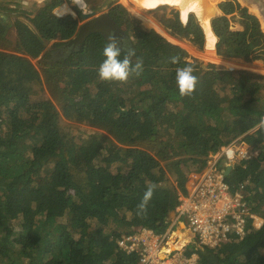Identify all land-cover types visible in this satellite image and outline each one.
<instances>
[{"label":"trees","instance_id":"1","mask_svg":"<svg viewBox=\"0 0 264 264\" xmlns=\"http://www.w3.org/2000/svg\"><path fill=\"white\" fill-rule=\"evenodd\" d=\"M15 2L0 0L1 18L16 16L5 27L0 22V264H140L136 253L120 247L124 234L136 225L166 233L171 224L165 220L179 206L170 184L186 194L189 175L204 157L245 136L240 144L251 141L254 131L259 157L246 169L235 166L228 181L263 225L251 220L244 240L226 253L229 264H264V137L256 141L264 134V76L204 68L124 6L105 0L143 72L126 83L102 81L98 69L108 42L99 32L83 35L75 51L55 55L78 38L79 8V21H59L52 11L65 0L32 1L30 8H13ZM166 9L154 11L161 12L166 33L204 50L198 17L184 23L177 11L167 18ZM219 10L211 22L218 57L263 61L251 56L263 47L252 21L233 3ZM232 15L238 18L233 28ZM177 55L181 62L172 64ZM185 64L199 78L190 97H182L176 83ZM150 185L156 187L147 212L138 214ZM192 252L199 264L220 260L213 249Z\"/></svg>","mask_w":264,"mask_h":264},{"label":"built area","instance_id":"2","mask_svg":"<svg viewBox=\"0 0 264 264\" xmlns=\"http://www.w3.org/2000/svg\"><path fill=\"white\" fill-rule=\"evenodd\" d=\"M252 157L233 144L223 147L217 155L204 157L202 165L189 177L190 190L177 194V220L170 229L159 235L136 225L124 234L120 247L129 255L136 253L140 264H199V255L190 253L199 247L217 251L218 264H229L227 247L244 240L251 220L260 228V219L251 203L246 202L242 193L233 191L226 173L232 168L231 174L235 166ZM185 221L188 225L183 224ZM184 228L189 230L192 242L174 253H164L168 242Z\"/></svg>","mask_w":264,"mask_h":264},{"label":"bare ground","instance_id":"3","mask_svg":"<svg viewBox=\"0 0 264 264\" xmlns=\"http://www.w3.org/2000/svg\"><path fill=\"white\" fill-rule=\"evenodd\" d=\"M120 1L124 2L123 4H125L127 6L129 5L125 0H120ZM129 1L133 5L136 6L135 8L130 6V8L139 16L141 15L139 13V8H142L145 11H152V10H155L159 7H164V6H168V7H172L174 9H176L180 13L181 17L183 15L182 8L175 4V0H129ZM189 2H190V0H184L183 7H187ZM262 2L264 3V0H252V2L250 4H246V3L242 2V0H216L215 4L218 3V5H219V3H221V4L233 3L238 8V10L241 11V14H243L242 15L243 17L250 19L252 21L253 26H254V34L261 37L262 39H264V6H263L264 4ZM209 3L212 4V0H199L197 12H189L186 15H183V18L186 22H188L189 16L191 14H194L198 17L200 24H201L202 28L204 29L206 40H207V45L205 48H207V52L209 54L208 58H209V56L211 57L214 55L215 50H216V44H217V38L215 37V35L213 33L211 22L208 19V14L211 16V13L209 10L210 9L214 10V8L212 6H211V8L207 7V4H209ZM58 13H59L58 18H64L68 14L75 15L73 10H71L66 5L61 7L59 9ZM218 16H221V15H218ZM215 17H217V16H215ZM144 18L147 22L148 27H151V28L156 27L160 31H162L161 30L162 28L159 25H157L155 22H153L152 20H150L149 18H147L145 16H144ZM63 20H65V19H61L59 21H63ZM51 44L53 45V43H51ZM191 51H193V50L191 49ZM258 54H260L261 57H264V47H262V49L254 50L251 53V56H256ZM58 55H60V52H59V54H57V56ZM219 61L224 63L230 69L240 68V67L245 66V64L248 65V63L240 61V60H232V61H226L225 60L224 61V60L219 59ZM256 61H258V60H255L253 62H256ZM251 63H252V61H251ZM251 69L247 68V69H243L241 71L250 70L249 72L253 71V73L254 72L256 73L258 71L259 73L264 74V66L258 65L257 63H252ZM229 71H233V70H229ZM252 158H254V157H252ZM251 159L245 161L243 164H241L239 166L243 169H246L248 166V163ZM231 176H234V171L231 174H228V178ZM192 240H193V238L190 235L189 230L185 229V228L181 229L168 242L167 246L164 248V253H166V254L174 253L175 251L180 250L181 248L186 246L189 242H192Z\"/></svg>","mask_w":264,"mask_h":264},{"label":"clouds","instance_id":"4","mask_svg":"<svg viewBox=\"0 0 264 264\" xmlns=\"http://www.w3.org/2000/svg\"><path fill=\"white\" fill-rule=\"evenodd\" d=\"M72 2L75 3L82 12L85 10L86 5L84 3H81V0H72ZM117 2L113 3L116 4ZM198 3L199 0H190L187 7H183L184 0H175V4L182 8L183 15H186L189 12H197ZM82 26L83 25H81L80 28ZM107 39L108 43L103 49V56L105 57V59L99 65L98 69L99 78L102 81H117L126 83L133 74H135L136 76H140L143 72V61L137 56L136 50L134 48L127 47V45H124V40L121 37L109 35ZM128 40L130 39L128 38ZM129 43L132 44L131 41H129ZM64 48L65 47L59 49L55 55L59 54V51H63ZM60 55H62L61 52ZM170 62L172 64H179L181 62V58L178 55L173 56L171 57ZM195 71L196 69L194 68V66L190 64H185L183 67L177 68L176 83L179 89V94L182 97H190L195 93L197 85L199 83L198 76L194 74ZM155 187V185H150L145 191L141 203L137 206L138 214L147 212V205L154 195Z\"/></svg>","mask_w":264,"mask_h":264},{"label":"rangeland","instance_id":"5","mask_svg":"<svg viewBox=\"0 0 264 264\" xmlns=\"http://www.w3.org/2000/svg\"><path fill=\"white\" fill-rule=\"evenodd\" d=\"M9 1H11V0H9ZM32 1H36V2H38L39 4H41L44 0H23V3H22V5H21V1L20 0H16V2H15V4L14 5H12V7L13 6H15V8H21L22 6H24V7H28V8H30V4H31V2ZM89 1H91L92 3H93V5L94 6H96L98 9H96V10H93L92 8H90L89 6H87V4H86V0H81V3H84L85 5H86V7H85V10L83 11L84 13H89V12H92V11H98V13H100V14H103V13H107L108 11H109V9H110V7L108 6V3H113L112 1L113 0H109V2L107 3V4H105V0L103 1V3L101 4V1L102 0H89ZM129 5L127 6V5H125V4H123L124 2H122V1H118L115 5H122V6H124L125 8H127V10L129 11V12H131V13H133V14H135L136 16H138V18L140 17V18H142L141 20L144 22V25L146 26V27H148V25H147V22H146V20H145V18H144V16L145 17H147V18H149L150 20H152L153 22H155L157 25H159L162 29V31L163 32H165V34H167L166 33V31L164 30V28L159 24V22H160V17H161V12H158V13H154V11L156 10H152V11H145V10H143L142 8H139V13L141 14L140 16L139 15H137L131 8H130V6L131 7H136L135 5H133L129 0H125ZM73 2H72V0H65V2H63V3H61V4H59V5H57V6H55L54 7V9H53V11H52V15H53V17L56 19V20H61V19H65V20H71V21H79V17H78V14L75 12V8H79L78 6L77 7H72V4ZM101 4V6H99ZM114 4V3H113ZM215 2H212V4L211 3H209V4H207V7L209 8H211V6L214 8V11H215V15L216 16H218V15H221V11L219 10V5H218V3L217 4H215ZM220 4V3H219ZM64 5H66L67 7H69L71 10H73V12H74V14L75 15H70V14H68V15H66V17H64V18H58V11H59V9L61 8V7H63ZM114 5V6H115ZM140 7V6H139ZM164 7H168V6H164ZM14 8V7H13ZM159 8H161V7H159ZM159 8H157V9H159ZM80 9V8H79ZM172 11H177L176 9H174V8H172V7H168V9H166V17L167 18H170L171 16H173L172 15ZM240 11V10H239ZM178 12V11H177ZM241 12V11H240ZM144 15V16H143ZM243 15V14H242ZM15 15H9L8 16V18H1V16H0V21H2V20H4V23H3V25H4V27H5V25H7V24H11L12 22H13V19H15ZM208 19L210 20V22H212V16H210L209 14H208ZM229 27H231V28H233V26H234V24L235 23H237V21H238V18L236 17V15H232V16H230L229 17ZM85 22H83L82 20L81 21H79V25L81 26V25H83ZM148 28H151V27H148ZM5 35V34H4ZM168 35V34H167ZM169 36V35H168ZM6 37V36H5ZM5 37H3V39H5ZM172 38V37H171ZM173 39V38H172ZM173 40H175V39H173ZM178 43H181L182 44V46H184V47H186L189 51H190V54L192 55V56H194L195 58H198L199 60H201V62H202V64H203V67H205V68H207L208 67V65H210V64H213V65H216V66H218V67H220L221 69H226V70H233V71H241V70H243V69H247V68H249V69H251V65H252V63H257L258 65H262V66H264V57H262L263 59V61H261V60H258V61H256V62H253L252 61V63L250 62V63H248V65H246L245 64V66H243V67H240V68H234V69H230L229 67H227L224 63H222V62H220L219 61V59L220 60H224V59H222V58H220V57H218V55H217V51L215 50V53H214V55L213 56H209V58H208V52H207V48H204V50H202V51H200L199 50V48L198 47H195V46H193L192 44H190V43H188V42H179L178 40H176ZM52 44H50V46H51ZM206 45H207V40H206ZM183 47V48H184ZM206 47V46H205ZM263 47H264V39H263ZM191 49L195 52H193V51H191ZM58 51V50H57ZM57 51L55 52V53H57ZM60 52V51H59ZM58 52V53H59ZM207 59H206V58ZM225 61V60H224ZM227 61V60H226ZM228 61H232V60H228ZM252 70V69H251ZM255 74H257L258 76H264V74H262V73H259L258 71L255 73ZM255 132L256 131H254V133H250L249 135H250V137H252V140H253V135H254V137H255ZM248 135V136H249ZM257 135H259L258 137H256V141L257 142H262V140H263V137H264V134H262V135H260V134H257ZM247 138V136H245V137H243L242 139H238V140H236V141H234V143H233V145H237L238 147H240L241 149H243V151H248L252 156H254V158H258L259 157V155H260V150L259 149H257V148H255L253 145H252V140L250 141V140H248L247 139V141L246 142H243L242 144H240L241 143V141H243V140H245ZM196 171V170H195ZM194 172H191V174L189 175V177L190 176H192V174H193ZM172 184V183H171ZM190 182H189V178H188V182H187V184H186V192L187 191H189L190 190ZM260 219V218H259ZM184 225H188V222H184L183 223ZM259 225H260V227L263 225V222H262V220L260 219L259 220V223H258ZM170 229V228H169ZM168 229V230H169Z\"/></svg>","mask_w":264,"mask_h":264},{"label":"water","instance_id":"6","mask_svg":"<svg viewBox=\"0 0 264 264\" xmlns=\"http://www.w3.org/2000/svg\"><path fill=\"white\" fill-rule=\"evenodd\" d=\"M117 1H119V0H113L112 2H117ZM212 2H216V0H212ZM242 2H244L246 4H250L252 2V0H242ZM71 5H72V7H77V5L75 3H72ZM209 11H210L211 16H212V19H213L216 16L215 15V11L213 9H210ZM136 17H138V16H136ZM139 19H142V18L139 17ZM181 19H182V17H181ZM82 21H84L85 23L80 28V31H79V34H78V38L75 39L69 46H67V47H65L63 49V51L65 53H68V52L71 53V52L75 51L76 49H78L79 48V42H78V40L81 39L83 35L84 36H87L90 33L89 32L90 29L93 32H99V30H100V32L102 31L101 34L105 37V39L107 40V42H108V39L107 38H108L109 35L117 36V33H119L122 36V34H121L120 30H119L118 25L110 17L109 11L107 13H103V14L98 13V11H92V12H89V13H83L82 14ZM182 21L184 23H187L184 20V18L182 19ZM154 29L160 35H162L164 38H166L168 41H170L174 45H177V46H179L181 48L184 47V46H182L181 43H178L176 40H173L170 36H168L167 34H165L162 31H160L158 28L155 27ZM125 42H128V39ZM183 49H185L186 51H188L190 53V51L186 47H184ZM247 71H250V70H247ZM251 72H253V71H251ZM230 171H231V168H228V170L226 172L227 175L229 174ZM170 187L173 190V192L176 193V191L174 190L173 184H170ZM176 220H177L176 211L173 210L167 216V218L165 220V223L170 225L172 222H174Z\"/></svg>","mask_w":264,"mask_h":264},{"label":"flooded vegetation","instance_id":"7","mask_svg":"<svg viewBox=\"0 0 264 264\" xmlns=\"http://www.w3.org/2000/svg\"><path fill=\"white\" fill-rule=\"evenodd\" d=\"M0 22H2V21H0ZM119 30H120L122 36H121L119 33H117V36H118V37H121V38L124 40V42H123L124 45H127V47H131V48H132V44L129 43V40H128V42H125V41L128 39L127 36H126V34H125L120 28H119ZM89 32L91 33V32H93V31L90 29ZM101 32H102V31H101ZM101 32H100V30H99V33H100V34H101ZM60 52L62 53V55L66 54V53L63 52V51H60Z\"/></svg>","mask_w":264,"mask_h":264}]
</instances>
